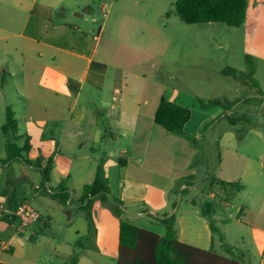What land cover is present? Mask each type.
Segmentation results:
<instances>
[{
	"label": "crops",
	"instance_id": "crops-1",
	"mask_svg": "<svg viewBox=\"0 0 264 264\" xmlns=\"http://www.w3.org/2000/svg\"><path fill=\"white\" fill-rule=\"evenodd\" d=\"M86 1L0 0V130L10 109L17 131L16 143L9 144L27 143L24 156L40 168L15 160L41 174L39 184L14 203L15 192L2 188L5 168L14 160L0 158V264H117L119 217L99 197L82 201L98 172L108 182L110 199L124 202V216L135 226L162 237L166 227L154 218L175 216L180 242L253 264L246 263L251 244L243 231L249 232L257 264H264V132L249 127L239 138L241 130L222 126L220 160L201 169L195 161L199 145L189 137L215 132L212 120L205 135L206 119L190 131L193 111L184 135L157 125L162 97L192 109L179 96L152 93L144 76L126 77L117 45H128V17L104 21L96 32L92 7L80 5ZM239 28L243 55L264 66V0H248ZM258 96H264L262 88ZM230 112L222 111L221 118ZM49 166V180L42 184V170ZM207 180L211 190L202 197L198 188ZM25 201L42 218L19 231L12 213ZM230 231L236 239L228 245Z\"/></svg>",
	"mask_w": 264,
	"mask_h": 264
},
{
	"label": "rangeland",
	"instance_id": "rangeland-1",
	"mask_svg": "<svg viewBox=\"0 0 264 264\" xmlns=\"http://www.w3.org/2000/svg\"><path fill=\"white\" fill-rule=\"evenodd\" d=\"M176 1L87 0L80 5L92 7L90 26H94L96 32L104 21L114 22L120 17H128V45H117L118 62L126 69L128 79L135 78V75L144 76L151 82L149 89L152 93L166 94L171 100L179 96L194 113L193 129L190 131H197L198 125L206 119L208 122L201 130V134L205 135L209 118L212 120L215 132L203 139L195 138L198 134L189 137L191 142L199 145L195 161L202 169L220 160L222 150L216 143L217 130L222 126L241 130L239 138L249 127L259 126L264 132V96L256 97L261 88L264 92V66L253 59L249 63L243 55L239 27L222 23L187 25L176 13ZM104 5L107 7L105 13L102 10ZM225 69H232L234 73L225 74ZM227 108H230V116L221 118L220 114ZM218 116L220 118L217 119ZM252 140L251 143L254 142ZM9 143H16L13 133L4 134L0 130L1 159L7 157L6 146ZM249 153L257 154L255 150ZM226 158L230 159V156ZM21 168L26 170L31 181L27 180ZM14 178H21V181L15 179L11 182ZM40 181V172L29 170L14 160L11 167L5 168L2 188L15 192L12 195L15 203L33 189L34 183L39 184ZM198 190L204 197L205 192L211 190L209 180L202 181ZM229 217L226 214V218ZM243 233L251 244L250 255L245 252L246 263L250 260L257 264L259 259L253 236L249 232ZM226 238L228 245L236 239L233 231L226 234ZM216 251L222 253L220 249ZM238 252L241 250L238 249L236 254Z\"/></svg>",
	"mask_w": 264,
	"mask_h": 264
},
{
	"label": "trees",
	"instance_id": "trees-1",
	"mask_svg": "<svg viewBox=\"0 0 264 264\" xmlns=\"http://www.w3.org/2000/svg\"><path fill=\"white\" fill-rule=\"evenodd\" d=\"M248 0H177L176 13L187 25L200 23H222L230 27H241L246 19ZM250 63L252 59L246 58ZM223 73H234L232 69H225ZM259 86H257L258 88ZM214 103H219L215 101ZM192 117L189 108L169 102L165 97L160 100L155 114V123L169 133L184 135L185 126ZM17 131V122L10 109H7L6 122L2 132L8 134ZM28 144L19 147L17 144H8L6 147L7 159L5 163L15 159H22L26 165L40 168L37 163L30 162L24 153ZM49 169L42 170L43 181L49 180ZM223 187L242 189V186L231 182H222ZM109 185L100 172L93 183L86 185L82 193V201L99 197L103 203L110 205L113 212L120 219L119 254L117 264H241L239 260L218 255L212 250H202L178 240L175 216L154 218L166 227V234L158 236L132 224L124 216V202L120 199L111 200ZM62 201L66 197L58 195ZM88 206V205H87ZM88 210V207L85 208ZM205 213L209 216V204H206ZM214 231V227H213ZM227 254H233L227 247Z\"/></svg>",
	"mask_w": 264,
	"mask_h": 264
},
{
	"label": "built area",
	"instance_id": "built-area-1",
	"mask_svg": "<svg viewBox=\"0 0 264 264\" xmlns=\"http://www.w3.org/2000/svg\"><path fill=\"white\" fill-rule=\"evenodd\" d=\"M48 194H53V192L50 189L45 190ZM13 217L16 220L17 223V229L19 231H23L32 224L39 221L42 216L40 213L34 208V206L29 201H25L17 206V208L12 213ZM1 247L6 249L7 243L2 242Z\"/></svg>",
	"mask_w": 264,
	"mask_h": 264
}]
</instances>
